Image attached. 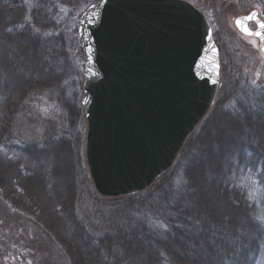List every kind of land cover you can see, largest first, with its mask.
Wrapping results in <instances>:
<instances>
[{"label": "rangeland", "instance_id": "1", "mask_svg": "<svg viewBox=\"0 0 264 264\" xmlns=\"http://www.w3.org/2000/svg\"><path fill=\"white\" fill-rule=\"evenodd\" d=\"M52 1L55 2L49 6L48 17L53 21L54 27L48 29H38L30 24L29 14L38 6L37 0H20L21 6H24V15L18 22L9 13L2 14L6 29L0 26V50L5 47L8 52L4 42L7 36L9 37V30L13 31L17 39L9 52L14 55L13 62L21 67L18 70L21 72L23 83L18 81L16 73L19 71H15L12 63H7L12 67L11 71L4 69V57L0 53V103L6 94L8 98L14 97L20 87H28L24 93L28 102L26 110L18 108L13 115L11 128L14 141L12 136L3 138L7 146L12 143L16 145L0 148V186L9 187L10 192L25 203L31 201L40 217L55 229L63 231L65 236L67 218L62 197L67 196L66 177L72 172L79 190L88 195L83 205L75 210L79 218L83 219L89 208L102 204L106 211H118L117 218L120 220H116V226L124 225L121 219L125 218L128 224L124 225L128 227L126 230L133 229L144 236L149 234L150 239L136 242L135 250L126 253L125 260L132 264H141L144 263L146 255L153 251L157 254L152 241L153 237H156L157 244L167 245L186 264H218L214 230L220 228L227 232V217L231 218L233 226H230L233 228L242 226L244 217L238 210L230 208L220 192V183L216 184L217 186L215 183L211 184L206 172L214 167V161H217V165L223 163L222 159L218 158L224 149L221 140L230 143L237 137L245 138L244 128L241 129L240 136L236 132L239 127L237 118L242 116L240 108L248 109V114H252L251 111L264 112V51L259 49L255 38L240 34L233 25L236 17L253 10L257 11L258 18L264 22V0H186L204 14L210 25L211 35L219 52V87L225 82L222 72L224 69L227 77L231 82L236 81L239 88L234 89V94L227 97L221 109L217 111L222 119L208 125L210 144L197 145V152L191 163L194 167L190 179L185 180L176 171V168L183 164L177 156L168 171L147 188L136 193L140 196H136L135 200L142 202L135 205L133 203L126 208L119 197L97 194L85 163L86 120L80 103L83 75L77 25L87 4L94 0H83L81 4L77 0V4L68 7L62 5L60 0ZM11 3L8 0H0V10L12 11ZM248 26L250 29L254 28L252 23ZM8 39L11 40V37ZM48 49L54 53L49 59V67L58 73L56 79L59 84L34 83V79L43 77L39 67L36 66V69L32 65L33 60L38 61L35 50L42 53L51 52ZM218 94L217 90L215 100ZM32 95L36 97H31ZM210 111L211 109L206 117ZM261 120L264 125V118ZM228 123L236 125L237 129ZM47 135H50L52 144L55 141V145L49 143V149L43 156L36 158L37 161L26 158L18 150V143H38ZM225 166H220V170L224 171ZM49 167L52 169V175L49 182H46L43 180V173ZM161 183L165 186V192L160 194L162 199H155L158 193L151 195V191L156 190ZM166 188L171 192L168 193ZM95 198L100 201L94 200ZM183 208L190 216L183 215ZM174 213L183 215V219L188 222L186 226L179 225L184 227V230L187 229V232L183 237L178 236L175 243L171 238L181 230L177 231L178 228L171 226L169 216H176ZM212 215L218 218L216 225H211L208 220ZM99 232L101 233L97 234H111L109 229ZM114 251L117 256L120 255L118 248ZM0 264H69V261L51 236L27 216L13 211L0 196Z\"/></svg>", "mask_w": 264, "mask_h": 264}, {"label": "water", "instance_id": "2", "mask_svg": "<svg viewBox=\"0 0 264 264\" xmlns=\"http://www.w3.org/2000/svg\"><path fill=\"white\" fill-rule=\"evenodd\" d=\"M253 12L260 20L256 10L233 20L244 36L235 21L256 31L244 20ZM77 36L90 180L100 196L134 195L171 168L214 103L210 25L186 0H98L81 13Z\"/></svg>", "mask_w": 264, "mask_h": 264}, {"label": "trees", "instance_id": "3", "mask_svg": "<svg viewBox=\"0 0 264 264\" xmlns=\"http://www.w3.org/2000/svg\"><path fill=\"white\" fill-rule=\"evenodd\" d=\"M8 1L12 2L11 9L13 7V12L8 9L0 10V26L3 29H6V25L2 22L3 12L12 15L16 22H18L24 15V6H21L22 4H20V0ZM78 1L79 4L83 3V0ZM96 1L98 0L86 4L88 6ZM53 2L55 1L37 0L38 6L32 9L29 14L30 24L32 26L37 27L38 29L54 27L53 21L48 17L49 6L51 3L53 4ZM76 2L77 0H60V3L67 7ZM9 33V37L7 36L6 38L5 36L6 39L4 42L5 46H7L8 52L11 51L10 48L12 49L14 47L13 44H15V40L17 39L13 31L9 30ZM10 37L11 40L8 39ZM51 49H48L51 52L44 51L43 53L35 50L37 51L35 54L38 56V61L35 62L33 60L32 65L34 68H36V66L39 67L38 69L41 70L43 77L34 79V83L42 85L59 84L58 79H56L59 76L58 73H55V71L49 67V59L54 55ZM8 52L5 47L0 50V53L4 57V62L2 61L5 64L4 69L8 72L12 70V67L7 63H12V66L16 68L15 71L20 69L21 67L13 62L14 55L11 54V52H9L10 54L8 55ZM222 72L225 82L224 84H221L218 89L219 94L217 96L218 98H216L217 100H215L208 116L190 134L179 152V162L183 164L182 166L177 167L176 171L181 177H184L185 180L190 179L191 175H193L192 169L194 165L191 163L195 152H197V145H209L211 142L208 125L214 121L218 122L222 119L217 111L221 109V105H223L225 99L234 94V89L239 88V84H236V81L231 82L229 77H227L224 69H222ZM16 75L19 77L18 81L23 79L20 71L16 73ZM21 82L23 83V81ZM26 89L25 87H20L16 91L17 95L15 94L14 97L8 98L6 94L1 100V149V146L10 148L11 146L15 147L16 145L15 143H12L11 146H7L5 143L6 140L3 138L12 136L11 122L13 121V115L18 111V108L26 110L28 102V99L26 98L27 95H24ZM36 94L38 95V93ZM36 96H34V98ZM240 111L242 116L239 117L240 120L237 118V123L239 124L237 125L239 127L236 132L238 133L237 135L240 136V131L244 128L246 131V134L244 135L245 138L237 137L236 140H233L230 143L221 140L220 143H223L224 149L218 155V158L222 159L224 164L217 165V161H214V167L212 169H207L206 173L209 176L208 181L211 184L215 183V186H217L220 183V192L226 198L232 210H238L241 212L244 217V224L233 228L231 218L227 217L226 219L228 220L229 225L228 231L226 232L220 228L214 230L213 238L214 242L217 244L215 251L218 264H264V125H262L261 120L264 118V112L251 111L250 113L252 114H248V109H244V107L240 108ZM228 125L237 129V126L232 123H228ZM12 138L13 136L11 139ZM50 138V135H47L42 140L38 141V143L20 142L21 144L18 143V146H20L18 147V150L26 158L37 161L36 158L41 157L40 155L42 154L44 155L45 151L49 149L48 145L52 141ZM52 145H55V141H53ZM53 150L55 152V147ZM227 159L230 160V162L227 163ZM224 165H226V169L221 171L220 166ZM43 174L45 175L44 177L42 176L43 180L49 182L50 175H52V169L49 167ZM74 178L72 172L66 177L67 196L62 197V200L66 205L67 227H65V229L67 228V234L65 236H63V231L61 232L58 227V229H55L40 217V214L37 213L38 210L31 201L28 200V202L25 203L20 200L15 194L10 192L9 187L6 188L0 186V196L13 211L27 216L51 236L53 241L68 259L69 264H132L130 261L125 260L126 253H131V251L135 250L136 242L150 239V237H148L149 234L148 236H144L143 234L139 235V233L135 230L133 231V229L126 230L128 227L124 225L128 224H126L127 222L125 221V218L121 219V221L125 223L124 225L116 226V220H120V218H117L118 211H106L102 204H96L95 208H89V210L83 215V219L79 218L75 213V210L77 207L83 205V201L87 199L88 195H84L79 190L78 182ZM253 181H255V183H253ZM158 186L159 187L156 190L151 191V195L158 193L156 194L155 199H162L160 194L165 192V186H162V183L160 185L158 184ZM166 191H168V193L171 192L168 188H166ZM136 196L138 197L140 194L119 196V198L123 202V207L126 208L133 203L135 205L142 202L137 199L135 200ZM94 200L100 201L97 198ZM182 211H184L182 212L184 213L183 215L190 216L189 213H185L186 210H184V208ZM175 215L176 216H169L171 226L172 228H178L177 231L180 229L181 232L171 238L174 243L177 242L176 239L178 236L183 237L187 232V229L184 230V227H180L179 225L183 224L186 226L188 224L187 220L183 219V215ZM212 216L213 217L208 220L211 225H216L218 218L216 215ZM230 224L232 226H230ZM106 229L111 230V234H97L101 233L99 231ZM156 239V237H153L152 241L158 253L156 254V252L153 251L146 255L144 263L141 264H186V262H182V260L178 258L179 256L175 255L167 245H159L161 243L157 244ZM115 248L120 250L119 256H117V252L114 251ZM108 250L110 252H107ZM112 252L114 255H111Z\"/></svg>", "mask_w": 264, "mask_h": 264}, {"label": "snow or ice", "instance_id": "4", "mask_svg": "<svg viewBox=\"0 0 264 264\" xmlns=\"http://www.w3.org/2000/svg\"><path fill=\"white\" fill-rule=\"evenodd\" d=\"M244 20L248 21H255L256 23V31H252L251 29L248 28L246 24H244L243 20L241 19H236L235 24L236 26L245 34L248 36H256L259 37L261 44L264 45V22H261L260 20L257 19V15L255 12L251 13L247 17L244 18ZM262 51H264V46L261 48ZM255 183V181H253Z\"/></svg>", "mask_w": 264, "mask_h": 264}, {"label": "bare ground", "instance_id": "5", "mask_svg": "<svg viewBox=\"0 0 264 264\" xmlns=\"http://www.w3.org/2000/svg\"><path fill=\"white\" fill-rule=\"evenodd\" d=\"M218 62H219V52H218ZM219 66H220V64H219ZM219 79H220V75H219ZM218 87H219V80H218L217 90H218ZM216 93H217V92H216ZM215 96H216V95H215ZM214 101H215V99H214ZM210 109H211V108H210ZM210 109H209V110H210ZM207 113H208V112H207ZM205 117H206V115H205ZM205 117H204V118H205ZM203 120H204V119H203ZM203 120H202V121H203ZM202 121H201V122H202ZM201 122H199V123L194 127V129H195V128H196ZM194 129L190 132V134L194 131ZM190 134H189L188 136H190ZM188 136H187V137H188ZM186 139H187V138H186ZM186 139H185V141H186ZM184 143H185V142H184ZM183 145H184V144H183ZM183 145H182V146H183ZM181 148H182V147H181ZM181 148H180V150H181ZM180 150H179V152H180ZM179 152H178V154H179ZM178 154H177V156H178ZM177 156H176V158H177ZM176 158H175V160H176ZM175 160H174V161H175ZM173 163H174V162H173ZM171 166H173V165H171ZM167 171H168V170H167Z\"/></svg>", "mask_w": 264, "mask_h": 264}, {"label": "flooded vegetation", "instance_id": "6", "mask_svg": "<svg viewBox=\"0 0 264 264\" xmlns=\"http://www.w3.org/2000/svg\"><path fill=\"white\" fill-rule=\"evenodd\" d=\"M249 24H251V22Z\"/></svg>", "mask_w": 264, "mask_h": 264}]
</instances>
